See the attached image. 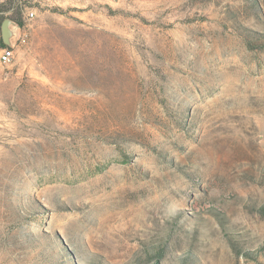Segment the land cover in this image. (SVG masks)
Segmentation results:
<instances>
[{"label":"rangeland","instance_id":"1","mask_svg":"<svg viewBox=\"0 0 264 264\" xmlns=\"http://www.w3.org/2000/svg\"><path fill=\"white\" fill-rule=\"evenodd\" d=\"M0 17V264H264V0Z\"/></svg>","mask_w":264,"mask_h":264},{"label":"water","instance_id":"2","mask_svg":"<svg viewBox=\"0 0 264 264\" xmlns=\"http://www.w3.org/2000/svg\"><path fill=\"white\" fill-rule=\"evenodd\" d=\"M18 27L11 18H4L0 23V36L4 45L10 46L16 42L18 37Z\"/></svg>","mask_w":264,"mask_h":264},{"label":"built area","instance_id":"3","mask_svg":"<svg viewBox=\"0 0 264 264\" xmlns=\"http://www.w3.org/2000/svg\"><path fill=\"white\" fill-rule=\"evenodd\" d=\"M34 15L33 12L28 13V16L32 18ZM17 41L24 42V39L20 36L17 37L16 43L10 46H5L0 48V66L9 64L15 55L14 47L17 44Z\"/></svg>","mask_w":264,"mask_h":264},{"label":"trees","instance_id":"4","mask_svg":"<svg viewBox=\"0 0 264 264\" xmlns=\"http://www.w3.org/2000/svg\"><path fill=\"white\" fill-rule=\"evenodd\" d=\"M7 11H8V9H7ZM3 17H0V23H1V21L3 20L2 19ZM11 19L13 20V21H15L18 25H20V23L14 18V17H11ZM1 46L2 47H5L6 45H4L3 43H2V41H1ZM238 250V249H237ZM246 255H248V253L246 252ZM253 254L252 253H249V256H252Z\"/></svg>","mask_w":264,"mask_h":264},{"label":"crops","instance_id":"5","mask_svg":"<svg viewBox=\"0 0 264 264\" xmlns=\"http://www.w3.org/2000/svg\"><path fill=\"white\" fill-rule=\"evenodd\" d=\"M3 43V42H2ZM2 46H1V36H0V48H1Z\"/></svg>","mask_w":264,"mask_h":264}]
</instances>
